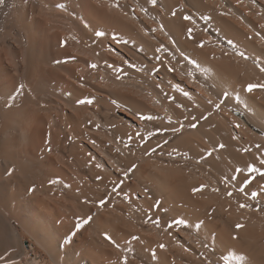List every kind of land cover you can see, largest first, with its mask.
<instances>
[{
    "label": "bare ground",
    "instance_id": "6f19581e",
    "mask_svg": "<svg viewBox=\"0 0 264 264\" xmlns=\"http://www.w3.org/2000/svg\"><path fill=\"white\" fill-rule=\"evenodd\" d=\"M112 3L0 4V264H26L22 234L51 264H125V256L128 264H224L222 257L232 255L244 256L241 264H264V211L257 210L264 208V192L252 200L237 191L247 172L227 188L221 183L236 175L237 167L259 166L264 156V91L244 90L247 83L264 80L251 59L264 61V41L256 36H264V0H167L175 18L167 7L160 12L146 0L138 3L148 8L147 15L136 7L137 0H119L120 8ZM184 13L194 15L200 35L211 37L203 52L194 51L183 33L185 26H193L182 20ZM200 15L212 19L203 21ZM160 23L168 35L151 32ZM205 24L211 26L207 34L200 31ZM113 35L127 43L116 44ZM229 39L250 59L240 58ZM62 41L67 43L62 46ZM160 44L176 58L157 52ZM180 53L194 58L201 70ZM92 63L97 67L91 68ZM225 91L230 99L221 110L207 103ZM137 113L153 119L141 120ZM201 114L207 120L201 119L196 129L172 131L179 127L176 121L187 125ZM157 143L155 153L145 155ZM218 143L226 148L208 156L206 149ZM133 163L137 167L125 178L123 172ZM252 175L257 179L247 189L259 192L264 180L259 173ZM201 183L209 188L193 195L191 188ZM117 185L119 195L112 193ZM226 190L233 196H226ZM157 200L160 207H152ZM241 202L252 206L240 209ZM85 215H93V221L70 237L76 218ZM149 217L158 218L159 225ZM174 218L187 224L168 228ZM237 223L243 228L237 229ZM106 231L119 248L105 239Z\"/></svg>",
    "mask_w": 264,
    "mask_h": 264
},
{
    "label": "snow or ice",
    "instance_id": "6c2138e0",
    "mask_svg": "<svg viewBox=\"0 0 264 264\" xmlns=\"http://www.w3.org/2000/svg\"><path fill=\"white\" fill-rule=\"evenodd\" d=\"M256 0H252V3L255 4ZM4 3V0H0V4H3ZM146 3L147 4H150L152 5L154 8H156L158 11L162 12L164 11V8L167 7L170 11V14L173 18L176 17L177 13L175 10H173V5L171 4H168L167 3V0H146ZM237 3H243V0H237ZM112 7H117V8H120L122 7L119 3V0H113V3L112 5H110ZM61 7H63V5H61ZM136 7L139 8V11L141 13H144L145 15H147L149 13V10L148 8L144 7L143 5H140L138 3V0H137V4H136ZM181 8L184 7L183 4L180 5ZM133 14L135 15V9H133ZM152 19H156V17H151ZM199 19L200 20H203V21H210L212 18L210 16H206V15H200L199 16ZM182 20L183 21H186V22H189L191 25V27L189 26H185L183 28V33L184 35L186 36L187 38V41L188 43H190L192 46H193V49L194 51L196 50H199L201 52H203L206 47H207V44L211 41V37L209 36L208 38H205L204 36L200 35V32L197 31L195 25L197 23L196 21V18L194 17L193 14H190V13H184L183 16H182ZM169 31L172 30V27L170 25L167 26ZM210 24H205V26L202 28V31L203 33L207 34L209 33V30H210ZM261 28H264V24H262L260 26ZM166 29V24L165 23H160L158 24L157 27H153L151 28V32L152 33H156L157 31L159 32H162L164 33L165 35H168V31H165ZM148 34V30L145 29V35ZM96 36H104L105 33L103 32H96L95 33ZM256 36L260 37V39L262 41H264V36H261V34L259 32L256 33ZM72 39H76L75 36L72 37ZM113 40H115L116 44H121V43H127L126 41H123V40H120V39H117L115 35H113ZM169 41L174 45L176 43L175 40L172 39L171 36H169ZM67 43V41H62L61 44L62 46H64L65 44ZM227 44L229 46L232 47L233 51L236 52V54L242 58L243 60H248L250 59L249 55H247L244 51H240L236 48V45L233 43V41L231 39L227 40ZM111 51H115V49H110ZM163 50L164 52L166 53H169V55H171L172 59H175L176 56L174 53L170 52L169 49L164 45V44H160V46L156 49L157 52ZM180 55L189 63V64H193V65H196L197 69L198 70H201L200 69V66L196 63V60L193 58L191 60H189V58L187 56H184V53H180ZM214 55V54H213ZM225 55H227V53H225ZM215 58V56H214ZM72 59H75L74 57H72ZM157 59H159V57H157ZM252 59V63L255 65V67L259 70L260 73L264 74V61H261L259 59H257L256 57H251ZM125 63H127V61H124ZM57 63H59V61H57ZM133 67L135 65H132ZM90 67L91 68H96L97 67V64L95 63H92L90 64ZM109 67H111V65H109ZM170 71H175V68H170L169 69ZM114 71L116 72H120L121 69L119 68H115ZM153 71H156L158 72L159 69L158 68H154ZM202 71H205L206 70H202ZM188 75L189 76H193V73L191 71L188 72ZM119 78V77H117ZM156 87L158 89H160V91L163 93V88L161 87L160 84H157ZM24 88V85L21 84L19 85V89H23ZM19 89H14V90H19ZM244 90L247 91L248 93H252L256 90H260V91H264V80H256L255 82H249L247 83L246 85H244ZM183 94L185 96H188L189 93L187 91H184ZM9 96H11V93L8 94ZM164 96L166 99H169V100H172V101H175V97L173 96H169L167 93H164ZM230 99V93L225 91L223 92L221 98L218 100V101H213L211 99H209L207 101L208 104L210 105H213V107L217 110H221V106L224 105L226 103V101ZM239 97L237 96L236 97V100L239 101ZM157 104L160 103L159 99H157L155 101ZM6 105H7V101L5 102ZM77 103H80V104H84V103H88V104H91L92 101L91 100H78ZM175 107L177 108H181L183 107V104H176ZM165 114H166V118L168 119V121L170 122V124L172 123V116L170 114H168V109H165ZM210 115V113H209ZM137 116L139 119L141 120H151L153 119V117L151 116H145L141 113H137ZM203 119V120H207V116L201 114L199 117L197 116H192L191 117V120H188V117L185 116L184 117V120H188V123L187 125H185L182 121H176L175 123L176 124H179V127H175L173 126L172 127V131L173 132H179L181 131L182 129H184L185 127L189 128V129H196L198 127V124H199V121ZM97 127H99V125H97ZM236 128H240L241 125L240 124H236L235 125ZM164 130H167V129H164ZM157 131H160V129H157ZM136 135L138 137H140V140L141 142L143 143L145 138L143 136H140L139 133H136ZM152 133H149V136H151ZM233 139H235V137H233ZM132 140V137L129 136V141ZM168 141L165 140L164 141V144H167ZM128 145L125 144V147H127ZM161 145L159 143H157L156 147H149L147 149H145V155H150V154H153L155 153L156 151V148H159ZM257 149L259 150L260 149V145H256ZM226 148V144L224 143H218L215 147H212V148H209V149H206V152H207V155L208 156H211L213 154V152L217 151V149H224ZM49 151H51V148H48ZM175 151V149H173V152ZM244 151H248V149H244ZM169 155H172V152H169L168 153ZM177 155H181L180 153H176ZM184 156H187V153H184L183 154ZM200 157L201 159H203V154H200ZM137 167L136 164H131L127 170H125L123 172V175L125 178H128L129 177V173L132 172L135 168ZM8 172V174H11L12 172L15 171V168H9L6 170ZM234 172L236 173V175H232L230 177L228 176H225L221 179V183L225 184L226 188H227V185L231 182V181H234V180H237L238 179V176H243L245 172L248 173V176L244 177L243 180H240L239 183H241L242 187H239L237 189V191L239 193H244L246 196H249L250 199L252 200H255L257 198L258 195H260L261 192H264V184H260L259 185V189L260 191L257 192V191H251L250 189H247V186L248 185H251L253 183L254 180L257 179L256 176L252 175L253 173H259V179L261 180H264V156H261V158H259V166H257L256 163H249V164H246L244 168H240V167H237L234 169ZM96 179H100L99 176L96 177ZM49 183L50 184H56L58 183V180H49ZM121 183H123V181H121ZM117 186H114L113 189H112V193H116L117 195H119V193L117 192ZM235 187V186H234ZM207 188H209V185L208 184H205V183H201L199 184L198 186H193L191 188V193L193 195H196L197 193H203ZM32 191L35 190V185H33L32 189H30ZM122 191V189H121ZM211 191L212 192H215V193H219L220 192V189L218 187H212L211 188ZM145 192H147V189H145ZM105 195L107 196H110L111 193H106ZM225 195L228 196V197H232L233 196V191L232 190H226L225 192ZM125 198L127 199V194L125 193ZM85 203H90L91 201H88V200H85L84 201ZM106 203V199L104 196H101L99 199H98V204L103 207ZM160 201L157 200L156 203L152 206V207H155V208H159L160 207ZM252 205L249 204V203H246V202H241L239 203V208L240 209H244V208H250ZM257 210H260V211H264V208H261V207H257ZM94 219V216L93 215H85V216H79L76 218V222H75V225H74V230L70 232V237H74L77 232H79L82 228H84L86 225H89ZM149 220H151L152 223L156 224L157 226L159 225V219H152L151 217H149ZM145 222H148V221H145ZM184 224H187V221L185 219H172L170 222H168L167 224V227L168 228H171L173 225H184ZM196 227H199V225H196ZM235 227L237 229H241L243 228V225L242 224H239L237 223L235 225ZM105 235V239H107L111 244H113L116 248H119L120 247V244L117 243V241L115 239H113V237L111 235H109L107 233V231L104 233ZM233 239H236L237 237L233 236L232 237ZM132 239L134 240H138L139 237H136V236H133ZM165 245L164 244H160V248H164ZM205 247H207V245H205ZM0 259H2V257H0ZM223 261H224V264H241L242 261H245V257L244 256H240V255H232V256H224L222 257ZM124 260H125V264H128V258L125 256L124 257ZM209 264H211V262H209Z\"/></svg>",
    "mask_w": 264,
    "mask_h": 264
},
{
    "label": "rangeland",
    "instance_id": "374dc122",
    "mask_svg": "<svg viewBox=\"0 0 264 264\" xmlns=\"http://www.w3.org/2000/svg\"><path fill=\"white\" fill-rule=\"evenodd\" d=\"M22 239L26 249V264H37V262H43V264H51V261L47 254L40 248L36 247L33 240L25 235L22 234Z\"/></svg>",
    "mask_w": 264,
    "mask_h": 264
}]
</instances>
